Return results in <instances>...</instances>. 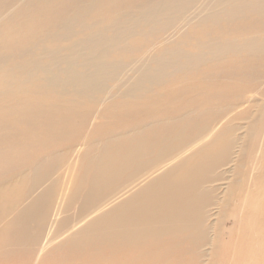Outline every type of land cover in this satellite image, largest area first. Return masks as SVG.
Masks as SVG:
<instances>
[{"label": "bare ground", "instance_id": "bare-ground-1", "mask_svg": "<svg viewBox=\"0 0 264 264\" xmlns=\"http://www.w3.org/2000/svg\"><path fill=\"white\" fill-rule=\"evenodd\" d=\"M63 1L28 0L9 20L12 23L0 29H21L30 19L27 14L40 8L39 17L22 32L48 23L52 29L47 34L56 43L72 40L76 19L91 16L94 9H77L74 19H66ZM146 7L148 13L156 11L149 18L160 25L158 32L170 22H195L199 27L212 23L221 30L222 25L243 20L255 24L250 30L239 26L236 38L222 37L221 32L208 37L206 32L202 40L185 44L165 37L174 43L172 49L150 51L140 62L125 66L110 59L114 38L101 27L107 45L93 42L85 33L76 39L90 43L89 53L96 54L94 70L93 63H77L70 55L58 62L52 56L48 63L35 62L33 68L39 66L50 87L86 99L97 93V101L104 102L109 93L105 85L112 81L117 89L126 85V96L135 100L123 105L122 122L108 132L99 158L87 154L69 185L68 177L59 172L65 161L53 153L64 144L34 145L28 133L12 134L0 124V264H32L37 257L34 264H178L181 257L200 264L206 246L211 247L209 264L264 263V190L256 195V185L264 181V164L259 165L264 153V97L254 102L257 95L250 91L242 100H232L230 85L221 84L215 93L221 99L216 104L223 102V108L209 114L208 97L173 109V103L158 93L162 88L154 86L171 69L187 77L228 54L246 53L249 63L257 66L255 60L264 57V0H146ZM263 64L264 60L259 66ZM255 66L239 76L254 77ZM152 91L156 95L148 98ZM208 92L200 90L201 95ZM245 104L250 106L237 112ZM240 120L248 121L245 135ZM44 136L41 141L52 138L47 132ZM30 150L38 152L31 157ZM21 157L27 161L15 165ZM9 159L16 161L5 164ZM233 163L234 170L217 173ZM230 172L234 174L228 177ZM56 173L57 180L51 181ZM225 180L230 183L223 199L221 187L214 183ZM66 189L69 201L60 210L58 200ZM220 202V219H213L211 211ZM75 203L77 218H64ZM228 218L234 221L230 228L224 225ZM56 255L58 260L52 262Z\"/></svg>", "mask_w": 264, "mask_h": 264}, {"label": "rangeland", "instance_id": "rangeland-1", "mask_svg": "<svg viewBox=\"0 0 264 264\" xmlns=\"http://www.w3.org/2000/svg\"><path fill=\"white\" fill-rule=\"evenodd\" d=\"M27 1L0 0V27H6L7 22H11L9 20L16 17V14L26 5ZM141 1L78 0V2H73L72 0H64L62 6L68 7L64 13L66 19H74L76 10L80 8H93L94 11L91 16L84 14L76 19L77 21L74 23L75 31L71 33L72 40L68 39L60 43H56L53 37L47 34L52 29V26L48 23L36 24L28 33L22 32L21 29H26L39 17L40 8L33 9L30 14H27L30 19L23 24L21 29H15V25L13 26L14 29H0L2 30L0 32V124H6V131L12 134L23 131L28 133L34 145L45 143L53 147L57 143L64 144L55 148L56 150L53 153L57 158L62 157L65 161L61 163L62 167L59 172L68 177L67 185L71 184L72 180L76 178L79 165L84 161L87 154L91 153V157L94 159L99 158L101 145L109 140L108 132L115 129L117 126L115 123L119 122L118 124H120L122 122L121 117L126 110L123 105L127 101L131 102L135 99L126 96V85L121 89H117L112 81L107 82L105 85L109 93L104 102L97 101V93L86 99L61 91L59 88L50 87L45 81L46 74L41 71L39 66L37 69L33 68V64L36 65L35 62L38 65L39 63H48L51 56L55 58V62H58L65 56L70 55V59L77 63H93L92 69L94 70L97 67L96 54L89 53L88 46L90 43L78 42L76 39L78 34L81 37L85 33L94 39L93 42L107 45L106 33L99 30L101 27L105 29L107 27V35L114 38L109 49L110 59H116L120 62V65L125 66V64L133 61L140 62L141 59L148 57L146 53L150 51L157 52L164 47H169V50L172 49L174 43H170L169 38L177 41L175 43L185 44L186 42L195 43L202 40L206 32H208V37L216 36L221 32L222 37L231 35V37L236 38V35H238L236 31H239V26L250 30L249 28H252L255 24L253 20H243L231 27L222 25L221 30L212 23L207 27L206 25L199 27L196 26L198 24L195 22L185 23V25L170 22L172 24L168 23L170 25L166 27L165 23L167 22L165 21L162 24L166 28L162 32H158L155 28L159 29L160 25H155L149 18V13L156 11L148 13L146 0ZM142 5H144V8ZM192 9L194 11V6H192ZM17 31H20L22 35ZM248 32L250 33V31ZM165 37L169 38L166 39ZM182 49H187L186 45H182ZM248 59L251 58L246 53L239 56L228 54L221 60L208 61L201 65L197 71L188 74L187 77L186 75L180 76L177 71L171 69L168 72V78L166 77L158 83L159 85L154 86L157 89L162 88L158 93L165 96V100L173 103V109H177L182 104L190 101L202 102L203 97H208L211 100L208 113L220 112L223 108L221 107L223 102L218 106L221 99H217L218 95L215 92L217 86L221 84L230 85L228 86L230 94L228 98L232 100H242L246 94L254 91L257 95L254 102H261L260 99L264 97V81L261 79L264 72H260V70L263 69L262 71H264V64L261 67L259 65L263 63L264 57L255 60L257 66L251 65ZM14 61H17L18 64ZM249 65L253 66V70L255 66L258 73L255 72L254 77L247 76L242 79L239 75L242 71L248 72L245 69L249 68ZM12 68L13 73L11 72ZM23 68L26 69L25 72L22 71ZM221 76L230 78L222 79ZM200 90H209V92L207 95H201ZM155 95V92L152 91L147 96L149 98ZM216 102L219 103L216 104ZM254 102L248 104L251 105ZM250 105H242L237 112ZM256 109L257 107L252 108L254 112ZM238 122L239 125L244 126V130L240 132L245 135L248 121L240 120ZM113 125L114 127H112ZM44 132L49 133L52 138L41 141L40 139L46 138ZM37 152L36 150H30L27 154L32 157ZM261 157L262 160L260 159L259 165L262 166L264 164L262 162L264 161V153ZM16 160H13V162L16 161L15 165L27 161L23 157ZM13 162L9 159L4 163ZM4 163L2 164L5 165ZM234 165L233 163L225 169L220 168L217 173L234 170ZM2 168L0 165V174L3 172ZM233 174V172H230L227 176ZM56 176L57 173L51 181H56ZM262 178L264 179L263 175ZM229 183L230 181L227 182L226 180L214 183L221 187L219 191H221L220 195H223V199H225L224 192ZM214 184L213 186H215ZM256 186H258V188L256 187L258 189L256 195L261 194L264 190V181ZM69 191L68 189L64 190L62 194L64 196L58 200L57 206L60 207V210L69 201L67 197V195H70ZM78 207L79 204L75 203L70 212H66L63 217L67 218L69 216L71 219H76ZM222 209L221 202L213 208V211H211L214 214L213 219H220L219 213ZM233 222V219L228 218L224 225L230 228L233 226ZM205 248L207 255L201 258L200 264H209L208 256L211 247L206 246ZM58 258L57 255L52 257V262H56ZM39 259L40 257L35 258L32 264ZM178 264H190V261L187 257L183 260L181 257Z\"/></svg>", "mask_w": 264, "mask_h": 264}]
</instances>
